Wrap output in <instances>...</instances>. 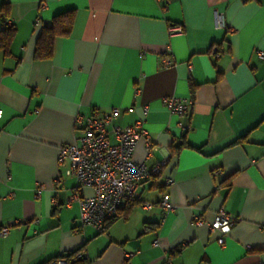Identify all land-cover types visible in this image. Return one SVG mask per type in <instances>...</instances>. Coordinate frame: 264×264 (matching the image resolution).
Returning a JSON list of instances; mask_svg holds the SVG:
<instances>
[{"label":"crops","instance_id":"obj_1","mask_svg":"<svg viewBox=\"0 0 264 264\" xmlns=\"http://www.w3.org/2000/svg\"><path fill=\"white\" fill-rule=\"evenodd\" d=\"M3 1L16 33L0 50V264H47L83 246L91 264H264V0ZM67 10L71 32L35 58L36 19ZM174 24L183 32L170 34ZM168 96L190 98L189 115L171 114ZM116 107L115 123L141 121L151 142L139 141L135 159L167 165L98 233L80 220L92 190L58 153L78 139L79 116ZM221 208L237 217L223 245L193 224Z\"/></svg>","mask_w":264,"mask_h":264},{"label":"built area","instance_id":"obj_2","mask_svg":"<svg viewBox=\"0 0 264 264\" xmlns=\"http://www.w3.org/2000/svg\"><path fill=\"white\" fill-rule=\"evenodd\" d=\"M45 6L46 1L42 0L40 8ZM35 23L41 25L43 20L39 17ZM216 24L217 27L227 28L223 14L217 13ZM169 32L182 33L183 27L180 24L171 25ZM169 51V48L165 49V57L162 60L164 66L174 64ZM258 54L264 59V51H259ZM139 92V89L135 90V94ZM164 102L169 112L180 118L187 117L191 111L190 98L168 96L164 98ZM147 108L148 105L145 106V110ZM121 113L122 110L116 107L107 112L95 110L88 118L79 116L76 122L80 133L78 139L59 147V166H65L68 162L65 173L76 177L79 189L87 187L92 190L91 195L79 199L80 220L82 225L91 226L98 233L106 231L108 221L117 215L127 199L139 196V186L143 181L159 176L167 165V159L154 164H148L145 159H135L139 141L146 138L148 146H151V142L142 129L141 121L127 126L116 124L115 119ZM178 125L184 131L188 130L183 120H179ZM111 138L115 141L112 142ZM165 183L172 185L174 177L166 175ZM37 193H40L39 189ZM159 204L164 213L173 209L169 193L163 195ZM145 206L151 208L152 204L146 203ZM236 221L235 215L221 208L211 221H207L202 216H195L193 224L196 227L207 225L211 231H218L221 234L218 243L223 245ZM14 223L16 222H10V224ZM7 231L8 227H5L1 230V234L4 235ZM80 255L79 252L76 256ZM47 264H68V259L62 253Z\"/></svg>","mask_w":264,"mask_h":264},{"label":"trees","instance_id":"obj_3","mask_svg":"<svg viewBox=\"0 0 264 264\" xmlns=\"http://www.w3.org/2000/svg\"><path fill=\"white\" fill-rule=\"evenodd\" d=\"M7 17L8 3L6 1H3L0 4V50H3L4 53L9 54L10 46L16 33V27L14 24L8 23ZM73 21L74 11L67 10L55 15L50 22H43L41 24V32L38 36L35 46V58H51L53 54V45L55 38L57 36L68 35L72 30ZM135 198L137 197L127 199L122 209L124 210L128 208V206L131 207L134 204L132 201ZM122 209L118 211L115 217L108 221L106 228L112 221L121 216L120 213ZM129 210L130 209L128 208V211ZM79 252L81 253V255L77 257L76 255ZM64 256L68 259V264H91L87 255L84 253V246L75 251L64 253Z\"/></svg>","mask_w":264,"mask_h":264}]
</instances>
